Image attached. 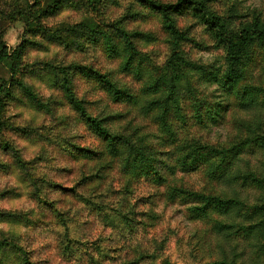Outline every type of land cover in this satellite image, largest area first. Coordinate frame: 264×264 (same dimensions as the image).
I'll list each match as a JSON object with an SVG mask.
<instances>
[{"label": "clouds", "instance_id": "obj_1", "mask_svg": "<svg viewBox=\"0 0 264 264\" xmlns=\"http://www.w3.org/2000/svg\"><path fill=\"white\" fill-rule=\"evenodd\" d=\"M0 264H264V0H0Z\"/></svg>", "mask_w": 264, "mask_h": 264}]
</instances>
